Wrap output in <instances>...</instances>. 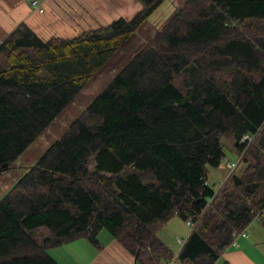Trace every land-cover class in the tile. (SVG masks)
I'll list each match as a JSON object with an SVG mask.
<instances>
[{"label":"trees","instance_id":"trees-1","mask_svg":"<svg viewBox=\"0 0 264 264\" xmlns=\"http://www.w3.org/2000/svg\"><path fill=\"white\" fill-rule=\"evenodd\" d=\"M166 1L0 40V177ZM163 23L0 199V264H61L51 250L101 232L138 264H214L264 228V0H185ZM224 140L243 168L214 190ZM175 217L194 225L177 254L158 235Z\"/></svg>","mask_w":264,"mask_h":264},{"label":"rangeland","instance_id":"rangeland-1","mask_svg":"<svg viewBox=\"0 0 264 264\" xmlns=\"http://www.w3.org/2000/svg\"><path fill=\"white\" fill-rule=\"evenodd\" d=\"M181 2L182 0L178 4L181 5ZM176 8L177 7L171 5L170 0H167L158 7L155 13L145 22L144 26L135 32L131 36L130 41L110 59L106 69L92 78V80L79 92V95L68 104L67 108L55 119L53 125L48 127L41 133V136L35 142L29 145L28 149L16 160V163L9 171L3 173L0 177V199L17 179L23 176L30 166L42 156L48 146L68 130L69 125L80 115L86 105H88L93 98L100 93L105 85L113 79L116 73H118L122 63L129 60L143 43L156 35V28L161 27L164 24L163 22L173 14ZM223 152L225 156L219 167L209 168L208 171L207 180L214 190L219 187L221 181L224 180L223 178L231 171L227 164L229 162L237 163L239 160V153L228 140H224ZM91 168L92 166H90V169ZM242 168L243 165L240 164L236 172L239 173ZM246 231L249 234V238L242 240L240 243L242 245L244 243L247 245L234 251H242V253H245V257H248L249 262L250 260L253 262H250V264H264V228L256 221L250 224ZM189 232L190 229L187 228L185 222L175 217L158 233V235L161 240L167 243L168 247H170L173 252L177 253L180 245L178 238H186ZM81 243L83 242H73L70 247H65L63 245L50 252L59 262L62 261V263L67 264L70 258L65 251H71L73 252L71 256L76 255L80 259V262L84 263L88 258V254L82 250ZM225 256L228 257V255ZM225 260L224 258L220 259L218 264H222Z\"/></svg>","mask_w":264,"mask_h":264},{"label":"crops","instance_id":"crops-1","mask_svg":"<svg viewBox=\"0 0 264 264\" xmlns=\"http://www.w3.org/2000/svg\"><path fill=\"white\" fill-rule=\"evenodd\" d=\"M31 1L33 0H0V40H3L14 28L23 23L44 41L51 37L72 39L85 31L108 25L118 18L129 20L140 9L139 0H37L39 8L42 10L39 12L31 7ZM180 1L170 0V3L173 7L178 8ZM98 237L99 247H94L86 240L76 241L83 242L81 248L88 254V258L82 263L76 255L71 256L73 252L65 251L70 258L69 261L67 260V264H138L126 249L117 244L113 238L108 237L105 232H101ZM186 238H178L180 244L178 251ZM247 238H249V234L237 241L238 247L226 250L218 258V261L224 258L231 264L253 263L251 260L249 262L248 257H245V253L242 251H234L247 245L240 243ZM164 244L167 245L166 242ZM71 245L64 246L70 247ZM218 261L214 264H218ZM59 263L64 264L62 261Z\"/></svg>","mask_w":264,"mask_h":264},{"label":"built area","instance_id":"built-area-1","mask_svg":"<svg viewBox=\"0 0 264 264\" xmlns=\"http://www.w3.org/2000/svg\"><path fill=\"white\" fill-rule=\"evenodd\" d=\"M31 3V6L34 10H38L39 12H42V10L39 8V2H37V0H33L30 2ZM250 140V138H248L247 136H243L242 137V143L245 142V141H248ZM227 166H229L230 170L233 171L237 168V163H234V162H229L227 164ZM230 171V172H231ZM257 222H259V217L256 216V219H255ZM255 221V222H256ZM186 226L190 229L191 227H193V223L190 221L186 222ZM248 234L246 231H243L242 233H239V234H235V238L233 240V242L231 243V246L228 248L230 249L231 247H238L239 244H237V241L240 239V238H244L246 237Z\"/></svg>","mask_w":264,"mask_h":264}]
</instances>
